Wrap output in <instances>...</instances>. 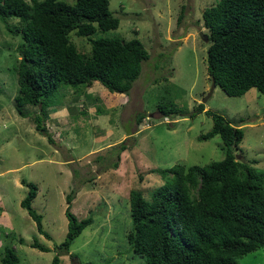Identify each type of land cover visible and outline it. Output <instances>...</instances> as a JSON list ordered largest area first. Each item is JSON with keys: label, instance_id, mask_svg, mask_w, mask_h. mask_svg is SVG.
<instances>
[{"label": "rangeland", "instance_id": "obj_1", "mask_svg": "<svg viewBox=\"0 0 264 264\" xmlns=\"http://www.w3.org/2000/svg\"><path fill=\"white\" fill-rule=\"evenodd\" d=\"M217 1L109 0L119 24L97 29L91 36L138 37L149 57L127 92L111 91L98 80L77 88L60 85L51 95L56 103L47 108L44 119L52 140L35 127L39 105L26 104L25 116L17 111L16 67L23 38L0 18V262L4 246L10 245L19 257L17 264L51 263L53 245L67 231L64 210L71 190L70 209L78 218L91 215L93 221L70 245L69 252L78 259L64 253L59 264H79V259L94 264L142 261L132 253L126 236L132 226L129 190L140 189L149 198L164 180L158 168L175 163L204 165L223 158L219 134L199 137L212 127L205 109L242 129V140L234 149L236 159L264 173V100L257 87L231 95L216 84L202 102L204 109L189 116L211 85L208 39L200 34L208 31L201 14ZM7 21L18 24L16 17ZM69 39L79 50H90L88 36L72 30ZM168 100L177 104L179 114L158 111L157 104ZM122 140L126 148L120 147ZM21 178L37 185L32 206L41 213L51 238L38 232L21 206L28 191ZM34 236L49 250L31 246ZM237 260L264 264V246Z\"/></svg>", "mask_w": 264, "mask_h": 264}, {"label": "trees", "instance_id": "obj_2", "mask_svg": "<svg viewBox=\"0 0 264 264\" xmlns=\"http://www.w3.org/2000/svg\"><path fill=\"white\" fill-rule=\"evenodd\" d=\"M201 16L208 31L210 80L214 77L216 84L231 95H241L255 86L264 100V0H218L205 7ZM13 17L18 24L8 23ZM0 18L23 38L16 67L17 111L25 116L26 104L39 105L33 120L49 140L52 138L44 119L47 108L56 103L51 95L60 85L77 88L98 80L111 91L127 92L149 57L138 37L91 36L97 29L118 26L119 17L109 8V0H0ZM72 30L88 36L90 50H79L70 41ZM157 109L163 115L180 113L170 100L159 102ZM203 109L204 104L198 102L189 116ZM204 111L212 117V127L199 137L219 134L224 156L204 165L175 163L158 168L164 180L149 198L140 189L129 190L132 226L126 236L132 253L143 258L133 264H242L239 256L264 246V173L236 159L234 149L242 140V129L218 112ZM120 147H127L124 140ZM21 182L28 186L21 206L35 221L38 232L51 238L41 213L32 206L37 185L25 178ZM72 191L66 195L64 210L67 231L59 243H54L50 264H59L64 253L78 259L69 252L70 245L93 221L91 215L78 218L70 209ZM31 246L49 250L35 236ZM18 261L14 248L5 245L0 264Z\"/></svg>", "mask_w": 264, "mask_h": 264}, {"label": "water", "instance_id": "obj_3", "mask_svg": "<svg viewBox=\"0 0 264 264\" xmlns=\"http://www.w3.org/2000/svg\"><path fill=\"white\" fill-rule=\"evenodd\" d=\"M200 34H201V36H202L203 39H208L206 33L200 32ZM215 85H216L215 78H214V77H211V85H210V87H209V90H208L206 96H204V97L202 98L201 102H204V101L207 100V98L210 96L211 92L213 91Z\"/></svg>", "mask_w": 264, "mask_h": 264}]
</instances>
